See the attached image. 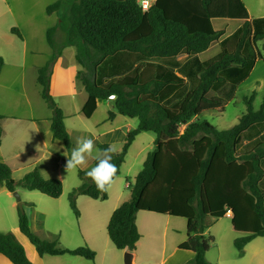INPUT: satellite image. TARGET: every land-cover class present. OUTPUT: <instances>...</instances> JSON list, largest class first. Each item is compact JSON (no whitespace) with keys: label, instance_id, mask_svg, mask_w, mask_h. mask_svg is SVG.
Masks as SVG:
<instances>
[{"label":"trees","instance_id":"obj_1","mask_svg":"<svg viewBox=\"0 0 264 264\" xmlns=\"http://www.w3.org/2000/svg\"><path fill=\"white\" fill-rule=\"evenodd\" d=\"M62 6L63 0H56L47 5L46 12L53 13ZM217 18L241 21L230 35L237 37L232 51L224 47L229 37L219 40L224 30L214 28L213 20ZM67 19L66 43L76 46V60L85 69L77 74L87 92L82 107L84 116L92 115L97 99L113 98L117 113L138 120L137 127L127 132L120 150L113 156L112 162L118 168L116 177L136 135L147 131L155 135L153 148L147 152L133 182L128 183L129 199L114 209L107 223L108 236L116 249H135L140 238L136 224L140 211L186 219L187 237L179 248L194 253L186 264H210L205 258L213 241L205 232L208 217L221 218L230 210L233 229L245 233L234 240L240 252L254 237L264 236V188L260 185L264 175L261 166L264 135L248 148H242L243 133L250 127L264 125V96L258 109L252 105L255 92L246 97V111L229 128L219 129L200 118L204 112L223 110L220 100L209 95L214 84L224 83L230 77L244 78L247 44L260 54L256 43L263 40L264 47V18L252 22L243 0H153L147 10L141 8L138 0H71ZM55 30V26L47 30V41L53 48ZM16 31L14 27L11 29L12 33ZM214 41L220 43L218 57L199 71L197 85L173 102L172 107L166 101L184 82L176 75L141 79L136 67L109 83L95 79L102 63L120 51L171 63L182 53L194 55L206 51ZM60 53L57 50L45 65L37 68V82L52 111L53 138L70 150L64 114L49 92L51 67ZM3 65L0 55V72ZM114 115L115 112L108 111L109 119ZM1 139L0 124V143ZM97 145L99 149L111 146ZM95 163L94 160V166ZM78 174L82 182L75 190L79 194L107 199V192L98 191L85 171L79 169ZM0 185L10 192L19 185L53 199L61 195L63 187L60 179L44 178L36 169L16 181L12 169L4 162H0ZM72 194L69 206L78 218L80 213ZM18 228L40 256L69 254L95 259L96 252L86 244L70 249L61 247L56 239L41 238L30 228L23 208H18ZM0 253L12 264H32L12 231H0Z\"/></svg>","mask_w":264,"mask_h":264},{"label":"rangeland","instance_id":"obj_2","mask_svg":"<svg viewBox=\"0 0 264 264\" xmlns=\"http://www.w3.org/2000/svg\"><path fill=\"white\" fill-rule=\"evenodd\" d=\"M55 1L56 0H0V55L3 57L4 62L8 64L7 67L2 66L1 72L3 68L5 69L1 76H3V78H6L7 74H9L11 77L18 76L17 80H20L21 78L22 81H25V86L29 85L31 82L33 85L32 90L38 89L37 95L35 94L33 96H29L30 99L28 101L31 104V106H29L23 96H21L20 98H16L15 93L12 92V90L10 91L7 87H2V92L0 93V113L3 114L1 115L3 116L2 118L13 117L21 121H28L27 118H24L20 115L28 116L27 113H29L30 107L36 115L35 109L38 105L37 102L40 103L42 109L44 108L47 112H51L52 115L51 109L47 106L44 99L40 96L41 88L39 87V85H37V82L35 80L38 67L36 69L35 67L38 66V63H40L41 65L42 63L46 64L50 60L54 52H57V50H59L62 53L61 60L64 67H66L67 64H74V66H79V64L71 58V53L75 52L73 49V51L65 49L64 52H62V48L66 47L63 46L64 43H62V41L65 29L68 25V8L71 0H63L62 9L48 14L46 12L47 5ZM244 3L251 15L255 14L254 10H256V8L264 11V0H244ZM257 3L260 6H258ZM56 16L59 17V19H55ZM234 20L235 19L223 18H217L213 20V26L215 29H219L220 27H222V25L228 24L227 31L230 34L225 37L229 38L224 43V47H226L229 51H232L234 49L237 40L236 36H230L235 32V28L237 27V21ZM53 26H55V28L57 29V34L55 35L56 40H54V48L51 47L47 42V30ZM13 27L17 29L16 33L11 32V29ZM222 37H224V35ZM217 42H212L210 47L204 53H201V55L194 54V57H192L183 68H177V66L181 63V61H183L182 55H184L185 53H182L180 56H178L179 60L177 57L176 61H171L170 63L161 60H149L136 53L120 51L113 56L108 57L97 69V75L95 74V76H97V81H103V75L107 79H111V77H116L118 79L123 77V75L133 71L137 67L141 79L158 77L165 79L171 75L181 77L184 80L182 86L175 93H172L170 95V101L169 99L166 101V104L169 107H172L174 105L173 102L176 101L174 100L175 98L181 99V96H183V94L192 90L197 85L199 71L204 66L216 59V57H218L220 53V43ZM262 43L263 40H259L256 43V48L260 51V54L254 49V47L253 52V50H251V45L247 44L245 51L247 57V65L244 69V78L236 80L230 77L226 82L216 83L212 86L209 95L220 100L223 105V110L220 113L214 111L204 112L200 116L201 119H207L219 129L231 127L238 122L241 114L246 111V97H248L253 91L255 92V95L252 105L255 109H258L260 107L264 96V47L262 46ZM254 54L256 60H254ZM33 66L35 67L33 68ZM83 70L85 69L83 68ZM116 78H113L112 80H115ZM29 87L31 90L30 85ZM52 97L59 106L58 101L61 100V98L59 96ZM111 108V105L101 108V111H99V113H97L95 117L97 118L98 116L106 112V109ZM83 120H86L85 117ZM259 128L257 127V130ZM243 136L248 137V134ZM154 137V133L150 131L141 133L138 137H136V140L131 145V147H129L125 155L124 162L120 167V174L117 176V178L114 179L113 182V184H115V182H118L116 184V187L118 191H121V193L123 192L122 195L124 198L128 196L129 199L130 197V188L126 185V182H133L134 176L142 167L147 152L153 148ZM70 140L71 142L73 140L71 135ZM115 149L116 151L120 150L118 149V147ZM83 171L86 172V169ZM77 175V180L80 185L82 180L79 177L78 171ZM12 177L16 181H19L22 178H17L18 176H16L15 174H13ZM260 185L262 188H264L263 181ZM111 186H109V189L106 191L107 199L99 200L98 202L100 204H110L113 197L110 189ZM76 187L71 189L70 187H66L63 193V204H65V211L70 218L69 223L72 222L71 224L67 223L68 220H66L65 218L61 216H55L56 211L60 212V209L58 208L45 209L49 216L42 226L37 225L35 224V222L31 221L30 224L28 219L30 228L41 238L49 240L56 239L61 247L72 249L86 244L83 242L82 236L79 233V231L83 233V231L86 230L85 223H87L86 220L83 221V218L85 217V210L81 198H89L86 195L82 194H79V196L76 195L78 193V190H75ZM19 190L25 189L20 187L19 185H16L15 191L18 193ZM35 192H38L39 194H37L39 196H43V202L41 204L58 203L56 201L57 199L55 200L53 198L47 197L39 191ZM71 193H73L72 195L75 196V199L78 197V200L76 201L78 210H83L84 217H82V220L80 221L77 220L69 206V196L71 195ZM11 194L12 195L8 197L6 193H0V213H2V215H7L8 213H10V211L8 210L9 203L10 201L15 202L16 205L15 207H13L12 212H14V214L16 212L17 214L18 225L19 207L17 205V200L13 195V192H11ZM41 204L36 201L37 208ZM112 204L113 203H111L110 206H112ZM29 206V203H27L26 208L23 205V211L26 213V215L28 213L27 209L29 208L31 210V207ZM151 216L153 221L152 226L155 228V233L157 234V236H159V241L161 237H164L163 227L168 221V231L165 232L166 250L168 249V247L170 248L173 244H175L178 239H186L187 236L185 218L156 213L152 214ZM207 224L208 228L205 232L206 234H210L213 237V241L211 242L209 249L205 253V258L210 264H262V262L258 260L257 256L253 255L252 253L253 247L251 248V246H254L256 239L254 243L250 242L248 243V245H246L247 251L245 256H240V251L237 250L234 246V240L237 237L245 235V233L233 229L231 225V217H208ZM0 227V231H11L7 226L0 225ZM95 230L101 231L103 235L108 234L105 227L100 223L96 225ZM71 231L75 233V238H72ZM257 238V240H259L261 243L264 242V238L259 236H257ZM111 246L112 248H114V251L112 252L111 250H109L104 254H102V251L108 250V246L103 250L97 248V250H95L96 256L94 261H90L84 259L83 257L73 255H65L64 257L44 255V264H64L59 258L71 259L74 261V264H125V252L118 251L113 244H111ZM90 248L93 249L92 247ZM183 251L186 250H178V252ZM116 252H118L119 254L118 257H116L115 255Z\"/></svg>","mask_w":264,"mask_h":264},{"label":"crops","instance_id":"obj_3","mask_svg":"<svg viewBox=\"0 0 264 264\" xmlns=\"http://www.w3.org/2000/svg\"><path fill=\"white\" fill-rule=\"evenodd\" d=\"M258 6L260 5L258 4ZM246 9L248 11L249 19L252 22L264 18L263 10L256 8V10H254L255 14L251 15L247 6ZM55 19H59V17L56 16ZM234 21H237V27L235 28L236 30L240 26L241 21L240 20H234ZM227 26L228 24H224L222 25V27L219 28L226 30L224 31V37L230 34L227 31ZM56 30L53 36L54 40H56L55 38V35L57 34ZM222 38H220L219 40H221ZM62 43H64L63 46H66L62 48V52H64L65 49H69V50L73 49L75 51L71 53V58L75 60V62L78 63L79 66H74V64H70V65L67 64V66L64 67L61 60L62 59L61 58L62 53H61V55L57 57V59L55 60V62L51 67L49 92L50 94H52V96L54 97L59 96L61 98V100L58 101L59 102L58 104L64 114V125L66 127L69 136L71 135L73 138L71 142L70 150L66 149L62 141L53 138L52 131L50 128L51 112H47L44 108L42 109L39 102H37L38 104L37 108L36 109L34 108L36 115L34 114L31 107L29 109V113H27L28 116L20 115L24 118H27L28 121H21L13 117L11 118L4 117L0 120V124L2 127V139L0 143V162H4L10 166V168L12 169V176L13 174H15L16 176H18L17 178L23 177L26 173L32 171L33 169H36L40 173V175L44 178H49V177L58 178L62 181V185H63L62 193L59 197L55 198V200L57 199L56 201L58 203L41 204L43 202V198H42L43 196H39L38 195L39 193L35 192L37 190L25 189L18 191L20 198L23 201L24 207L26 208L27 203H29L30 205L29 207H31V210L27 207L28 208L27 215L29 217L28 218L29 222L30 221L35 222V224L41 226L44 225L43 223L46 221L47 217L49 216L45 209H51V208L60 209V212L54 210L56 211L55 216H61L66 220H68L67 223H69L70 218L67 215V212L65 211V204H63L64 203L63 193L66 187H70L71 189L79 185L77 180L78 179L77 171L79 169L87 170L93 167L94 159L89 158L87 165H85L84 167L66 170L65 168L66 157L63 154L67 153L70 155L71 150L75 147L76 138L82 136H88L96 140L95 148L93 150V155H95L96 150L99 149L97 146L98 143H107L110 144L113 148L118 147V149H120L127 132L131 129L136 128L138 124V120L136 121L137 118H130L116 112L115 107L113 106V98H108L107 104L96 105V108L90 117L84 116L82 112V107L87 99V92L77 76L78 71L83 70V67L76 60V53H77L76 46L66 43L65 33L63 36ZM182 57H183V61H181V63L177 66V68H183L194 56L184 54L182 55ZM44 64L42 63L41 65L40 63H38V66L36 67L33 66V68L35 67L36 69L37 67L43 66ZM3 66L7 67L8 64L4 62ZM4 69L5 68H3L0 74V93L2 92V87L5 88L7 87L10 91L12 90V92L15 93L16 98H20L21 96H23L26 103L29 106H31L30 102L28 101L30 99L29 96H33L35 94L37 95L38 89L32 90L33 85L30 82V84L28 83L31 86V90H30L29 85L25 86L24 84L25 81H22L21 78L20 80H17L18 76L11 77L9 74H7L6 78H3V76L1 75ZM113 78L116 77H111V79H107L103 75V79H102L103 81L100 82L109 83ZM95 79L98 80L97 76H95ZM35 80L37 82V76L35 77ZM37 85H39V87L42 89L41 85L38 82ZM174 100L179 101L180 98H175ZM110 105L112 107L111 109H106V112L98 116L99 118L95 117V115L99 113V111H101V108L108 107ZM108 111L115 112L113 118L111 119L108 118ZM0 115L3 114L0 113ZM84 117L86 119L85 121L83 120ZM257 127L260 128L257 130ZM141 133L136 135V137H138ZM246 134H248V137L242 136V148L243 147L248 148L249 145L257 141L264 135V125L250 127L248 130H246L243 133V135ZM136 137L134 138L132 144L136 140ZM261 166L264 170V158L262 159ZM262 181L264 183V175ZM117 183L118 182L112 184L110 188L113 195L110 204L108 203L105 205L100 204L98 202L99 199H92L90 197L88 199L81 198V201L84 204L85 217L83 216V210L81 209L82 211L81 210L79 211L80 214L77 220L80 221L82 220V217H84L83 221L86 220L87 223H85L86 230L83 231V233L79 231V233L82 236L83 242L88 244V246L92 247L94 251L97 250V248L103 250L108 246V250L102 251V254L108 252L109 250L113 252L114 248H112L111 246V244L113 243L111 242L108 234L103 235L101 231L95 230V227L98 223H100L106 229L107 223L114 209L118 205H120L124 200L128 199V196L124 198L122 195L123 192L121 193V191H118L116 187ZM128 183L126 182L127 186ZM3 192L6 193L8 197L12 195L11 192L8 191V189L4 185H0V193ZM76 195L79 196V193H77ZM77 198L76 201L78 200ZM36 201L41 204L38 208L36 207ZM111 203H113L112 206H110ZM15 205H16L15 202L10 201L8 207L10 213H8L7 215H2V213H0V225L7 226L8 229H10L14 233V235L23 245L25 253L27 257L31 260L32 264H44L45 256L44 255H43L44 257L40 256L37 253L35 246L28 240V238L18 228L17 214L16 212L15 214L14 212H12V209L13 207H15ZM152 214L154 213L140 211L136 215V224L140 232V238L136 242L135 249L133 251H129L132 253V264L187 263L190 259L194 257V253L190 250L178 252V250H180L179 245L185 239H181V238L178 239L175 244H173L170 248L168 247V249L166 250L165 232L168 231V221L165 223L163 227L164 237L163 238L161 237L159 241V236H157V234L155 233V228L152 226L153 224L152 216H151ZM225 216L231 217L230 212H227ZM71 223L72 222H70L69 224ZM59 224H66V223H59ZM71 233H72V238H75L76 237L75 233L73 231H71ZM259 237L264 238V236H259ZM257 239H258L257 237H254L248 243L250 242L254 243L255 241L254 246L253 245L251 246V248L253 247L252 253L253 255L257 256L258 260L261 261L262 264H264V242L261 243ZM248 243L246 245H248ZM246 245L244 246L243 251L240 252L241 257L245 256L246 254L247 251ZM118 251L126 252L128 250L124 249ZM65 255H69V254L52 255V256L64 257ZM115 255L116 257H118L119 255L118 252H116ZM59 259H61V262L64 264H74L73 263L74 261L71 259L68 258H59ZM0 264H12V263L4 255L0 253Z\"/></svg>","mask_w":264,"mask_h":264},{"label":"clouds","instance_id":"obj_4","mask_svg":"<svg viewBox=\"0 0 264 264\" xmlns=\"http://www.w3.org/2000/svg\"><path fill=\"white\" fill-rule=\"evenodd\" d=\"M95 144L96 140L91 137H77L75 147L71 150L70 155L63 154L66 157L65 168L66 170L82 168L87 165L89 158L94 159L95 166L87 169L85 175L95 184L98 191L104 192L113 184L118 172L117 166L112 162L113 156L117 153L115 148L109 146L97 149L93 155Z\"/></svg>","mask_w":264,"mask_h":264},{"label":"water","instance_id":"obj_5","mask_svg":"<svg viewBox=\"0 0 264 264\" xmlns=\"http://www.w3.org/2000/svg\"><path fill=\"white\" fill-rule=\"evenodd\" d=\"M13 195L15 196L16 200H17V205L20 209L23 208V203L22 201L20 200V196L18 195V193L16 191H13ZM125 255V259H124V262L125 264H132V253L129 252V251H126L124 253Z\"/></svg>","mask_w":264,"mask_h":264},{"label":"built area","instance_id":"obj_6","mask_svg":"<svg viewBox=\"0 0 264 264\" xmlns=\"http://www.w3.org/2000/svg\"><path fill=\"white\" fill-rule=\"evenodd\" d=\"M153 0H138L141 8L143 10H147L148 7L151 5ZM100 104H107V99H97L96 101V105H100ZM227 212H230V210H228ZM231 214V212H230Z\"/></svg>","mask_w":264,"mask_h":264}]
</instances>
